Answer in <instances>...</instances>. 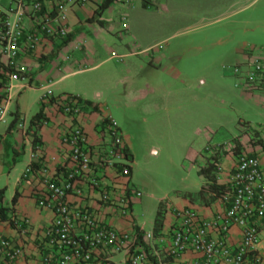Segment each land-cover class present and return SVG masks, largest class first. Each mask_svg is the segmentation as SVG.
Segmentation results:
<instances>
[{
  "label": "crops",
  "instance_id": "0c3cea01",
  "mask_svg": "<svg viewBox=\"0 0 264 264\" xmlns=\"http://www.w3.org/2000/svg\"><path fill=\"white\" fill-rule=\"evenodd\" d=\"M214 1L182 0L181 3L180 0L179 3H172L168 0L164 3L161 0H113L109 6L100 10L103 0H65L63 8L67 34L50 38L44 36L34 53L16 57L23 71L20 79L11 84L6 122L0 123V189H4V220L0 221V236L12 238L22 246V256L14 264H40L39 247L47 238L45 231L54 213L51 209L39 207L35 201L33 193L39 181L36 176L42 167L61 171L68 160L66 147L61 144L60 137L63 131L70 128L72 121L62 113L55 103V97L61 94L75 95L82 101H90L95 107L85 104L81 114L86 137L85 150L92 161L100 159L104 151H107L109 138L106 119L112 118L115 121L108 106L115 105L119 116L115 123L130 153L131 185L137 153L134 129L141 128L139 122L135 121L139 107L144 106L146 113L153 111L155 119L152 120L166 119L162 117L166 115L168 120L179 122L180 127L198 123L204 115V97L200 89L205 79L204 76L195 77L215 68L214 64L208 67L203 64L202 50H189L188 34L194 31L195 22L178 16L163 18L158 14L162 13V9L187 8L192 4ZM252 1L231 0L229 5L240 6L228 15L245 10ZM50 7L47 5V8ZM0 9L8 13L13 31L21 30L24 33L32 27L31 20L20 15L9 0H1ZM259 36L254 34L236 40L238 42L235 45L224 51L225 58L218 65L224 70L245 59L250 51L258 52L264 46L259 42ZM234 38V33L229 34L230 42ZM112 52L118 56L111 57ZM7 60L6 56H1L0 67ZM229 61L234 62L229 64ZM85 73L88 75L73 79ZM106 93H112L115 97L111 104L105 97ZM247 94L243 92L240 96L248 104L251 101L259 106L264 104L262 98L252 100ZM148 99L150 104L146 103ZM151 105H154L153 109ZM39 111L44 120L36 131L38 141L35 143L30 120ZM235 125L239 126V132L232 134L229 139L222 135L226 126L219 122L214 132L201 136L192 153L199 181H188L183 189L174 194L153 197L155 201L150 211L145 209L140 189L131 185L140 191V195L136 196L124 187L123 178L118 177L111 165L113 160L108 162L110 165L98 171L111 184L108 188L116 199L128 198L131 202L130 216L115 221L118 228L128 234L132 240V250L142 255L144 264H175L166 252L169 232L175 221V210L190 207L200 218H210L225 210L226 202L222 197L208 192V197L215 198L209 204H204L197 195L206 182L198 171L206 161L203 149L207 143L223 146L221 169L215 175L217 183L227 185L239 152L257 156L264 174V135L251 129L246 134L244 127L250 128V125H245L240 119H237ZM151 150L156 152L157 149L152 147ZM93 164L96 166L94 162L90 165ZM76 186L81 194L67 196L71 208L88 207L103 220L110 217L108 210L99 205L98 189L89 187L85 178H80ZM14 193H17V198L12 203ZM159 206L163 215L162 224L154 230ZM23 220L28 222L24 226L25 232L16 225ZM82 231L83 226L77 223L74 232L80 234ZM240 240L241 228L234 225L229 230L228 242L236 247ZM253 253L264 256L263 227H259V240L254 245ZM92 254L98 259V264H130L124 251L104 257L101 248L96 247ZM194 260L200 261L201 255L188 250L177 262L183 264ZM246 264L255 262L250 258Z\"/></svg>",
  "mask_w": 264,
  "mask_h": 264
},
{
  "label": "built area",
  "instance_id": "2783aa9c",
  "mask_svg": "<svg viewBox=\"0 0 264 264\" xmlns=\"http://www.w3.org/2000/svg\"><path fill=\"white\" fill-rule=\"evenodd\" d=\"M18 13L27 16L32 27L21 30L10 28L9 16L0 9V57L6 56L7 62L0 67V123L6 122L8 92L11 84L21 77L22 67L16 57L20 54L34 53L42 43L43 37L64 36L68 32L65 24V0H9ZM84 1V0H76ZM47 5H51L47 8ZM112 52L111 57H117ZM231 70L235 85L248 92H264V46L258 52L250 51L246 58L225 67ZM55 103L62 113L69 117L72 124L62 132L61 144L66 147L67 162L61 171L48 167L39 169V181L34 189V198L39 207L51 209L54 216L46 228L48 241L40 245V264H98L92 251L100 247L104 257L125 252L130 264H144L143 257L132 250V240L118 228L115 219L128 218L131 202L128 198L116 199L109 182L98 171L110 165L130 194L140 195V191L130 185V157L122 135L112 118L106 119L109 138L107 151L96 161L85 150L86 137L81 120L83 105L77 96L61 94ZM206 157L216 156V173L221 169L223 146L207 143L203 149ZM92 162L96 166L90 165ZM85 178L92 189L99 190V205L106 208L110 215L101 219L88 207L71 208L67 196H80L81 190L76 182ZM226 208L210 218H200L190 207L175 210V221L169 232L167 255L178 264L179 257L188 250L201 255V260L183 264H246L252 258L255 264H264V256L253 253L259 240V227L264 228V174L260 169L257 156L239 152L227 181V190L222 194ZM83 226L80 234L74 232L76 224ZM25 232L27 220L16 223ZM241 228V240L236 247L228 242L232 226ZM163 241V238L160 239ZM252 255V256H251ZM22 256V246L12 238L0 236V264H14Z\"/></svg>",
  "mask_w": 264,
  "mask_h": 264
},
{
  "label": "rangeland",
  "instance_id": "374dc122",
  "mask_svg": "<svg viewBox=\"0 0 264 264\" xmlns=\"http://www.w3.org/2000/svg\"><path fill=\"white\" fill-rule=\"evenodd\" d=\"M161 1L166 3L168 0ZM170 1L180 2V0ZM230 3L231 0L201 2L187 8L162 9V13L158 14L163 18L178 16L189 19V22H195L194 31L188 34L189 50H202L203 64L206 67L214 64L215 68L195 77L204 76L205 79L200 89L204 97V115L198 123H195L196 125L185 124L186 126L180 127L179 122L168 120L166 115H162L166 119L152 120L155 119L154 112H144V106H140L139 115H135V121L139 122L141 128L134 129L137 153H135V167L131 182L143 192L142 197L147 211L153 208L155 201L153 197L174 194L175 191L183 189L188 181L190 183L199 181L192 153L196 150L201 136L214 132L218 122L226 126L222 133L225 139L239 132V126L235 125L237 119L245 125L247 123L250 125V128L244 127L246 134H249L251 129L253 132L257 130L264 135V104L259 106L253 101L248 104L240 96V93H248L252 100L260 97L264 103V92H248L234 86L235 78L230 73L231 70L227 68L223 70L222 66L218 65L225 58L224 51L235 45L238 39L260 34L258 40L264 44V0H253L245 10L228 15L231 10H237L240 6L229 5ZM232 33L235 38L230 42L229 34ZM86 75L88 73L73 79H81ZM105 97L110 104L115 100L112 93H106ZM146 103L151 102L148 99ZM151 106L153 109L154 105ZM108 107L116 121L119 116L115 105ZM254 137L253 133L252 139ZM234 142L238 143L235 139ZM152 147L157 149L156 152L151 150ZM199 200L202 202L200 198Z\"/></svg>",
  "mask_w": 264,
  "mask_h": 264
},
{
  "label": "trees",
  "instance_id": "16d2710c",
  "mask_svg": "<svg viewBox=\"0 0 264 264\" xmlns=\"http://www.w3.org/2000/svg\"><path fill=\"white\" fill-rule=\"evenodd\" d=\"M113 0H103V2L101 3V5L99 6L100 10L105 9L107 6H109V4L112 2ZM75 96V95H74ZM80 103H82V105L84 106L86 105H90L92 106V103L90 101H82L79 97H78ZM93 108H95L94 106H92ZM44 118H42L41 115V111L37 112L36 114L33 115V117L30 120V128L33 131V141L36 143L38 141V137L36 136V131L39 129L41 123L43 122ZM126 156L130 157V153H128V151H125ZM216 156H210V157H206V161L205 164L203 166L200 167L199 169V173L205 178L206 182L202 185V187L200 188V190L198 191V197L202 200V202L204 204H209L210 202H212L214 200L215 197H211V196H207L206 194L208 192L213 193V196H219L221 197L222 194H224V192L227 190V185L224 184H219L216 181V166H215V161H216ZM190 196V194H189ZM207 196V197H206ZM4 198V189L1 188L0 189V221L4 220V215H3V206H2V200ZM17 198V193H14L12 198H11V202L14 203L16 201ZM159 205H161V202H159ZM161 206H159L157 212H156V216L154 219V230L159 229V227L162 224V210L160 208ZM137 232V229H136ZM140 244L141 243V239H139ZM48 241V237L46 238V240L44 242Z\"/></svg>",
  "mask_w": 264,
  "mask_h": 264
}]
</instances>
